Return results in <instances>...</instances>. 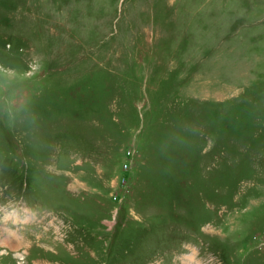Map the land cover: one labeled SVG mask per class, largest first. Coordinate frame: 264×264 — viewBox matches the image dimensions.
Returning a JSON list of instances; mask_svg holds the SVG:
<instances>
[{
	"label": "rangeland",
	"instance_id": "obj_1",
	"mask_svg": "<svg viewBox=\"0 0 264 264\" xmlns=\"http://www.w3.org/2000/svg\"><path fill=\"white\" fill-rule=\"evenodd\" d=\"M6 218L0 264H264V0H0Z\"/></svg>",
	"mask_w": 264,
	"mask_h": 264
},
{
	"label": "clouds",
	"instance_id": "obj_2",
	"mask_svg": "<svg viewBox=\"0 0 264 264\" xmlns=\"http://www.w3.org/2000/svg\"><path fill=\"white\" fill-rule=\"evenodd\" d=\"M9 218H10V217H9ZM7 219H8V218H6L5 221H0V222H6Z\"/></svg>",
	"mask_w": 264,
	"mask_h": 264
}]
</instances>
